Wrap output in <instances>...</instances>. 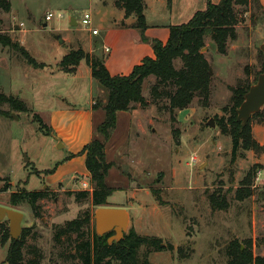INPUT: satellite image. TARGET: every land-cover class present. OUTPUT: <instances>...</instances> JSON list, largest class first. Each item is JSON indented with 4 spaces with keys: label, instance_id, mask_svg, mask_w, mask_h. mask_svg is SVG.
<instances>
[{
    "label": "rangeland",
    "instance_id": "rangeland-1",
    "mask_svg": "<svg viewBox=\"0 0 264 264\" xmlns=\"http://www.w3.org/2000/svg\"><path fill=\"white\" fill-rule=\"evenodd\" d=\"M9 1L11 10H0L1 33L45 67L33 69L17 52L0 45V90L19 98L29 110L19 113L0 104V205L9 206L12 195L47 190V197L37 201L36 211L16 203L15 210L23 213L18 239L27 234L22 264L37 260L33 248L42 257L39 264H70L71 245L66 237L55 244L54 228L87 212L93 231L97 208L90 197L76 201L75 194L83 191L81 182L86 180L92 189L90 176L87 171L85 175L80 157L64 166L72 154L62 146L57 148L58 141L62 145L61 137L74 141L72 132L77 143L87 139L86 108L102 104L107 93L84 73L74 80L58 69V61L71 50L87 51L88 38L96 47L95 55L105 61L114 52L110 39L104 43L107 25L117 22L122 12L116 0ZM144 1L146 25L160 28L186 24L207 6V0ZM246 1L233 7L240 23L237 39L227 43L224 55L210 38L205 39L201 53L214 74L208 100L202 103L195 98L187 109L169 111L167 100L153 98L155 80L149 77L142 84L145 104H134L128 113L119 115L105 143L106 161L112 164L105 178L113 190L108 204L129 209L127 232L133 228L141 236L161 239L165 246L164 250L141 247L140 263L227 264L226 250L234 240L241 245L250 242L253 255L264 256V154L239 149L232 161L231 138L219 126L221 118H229L230 88L253 83L262 65L259 47L264 43V10L259 0ZM49 13L53 17L45 20ZM99 13L105 14L104 22ZM84 14L91 17L89 26L81 23ZM92 28L99 35L93 36ZM103 45L112 52L106 53ZM174 67L181 68L179 59ZM93 111L92 138L103 141L97 128L104 112ZM259 113L248 123L254 141L264 146V107ZM35 116L47 127L56 124L54 131L49 135L40 132ZM54 173V181L47 178ZM58 176L65 177L58 182ZM3 222L7 232L0 226V264H6L12 241L8 221Z\"/></svg>",
    "mask_w": 264,
    "mask_h": 264
},
{
    "label": "trees",
    "instance_id": "trees-1",
    "mask_svg": "<svg viewBox=\"0 0 264 264\" xmlns=\"http://www.w3.org/2000/svg\"><path fill=\"white\" fill-rule=\"evenodd\" d=\"M245 3L247 2L246 0ZM170 3V0H167ZM240 4V0H220L218 4H213L207 0L204 11L197 12L192 19L178 26L168 28V38L165 43L160 40H151L150 45L153 57H145L140 64L133 67L128 75L112 76L106 69L103 62L97 57L90 55L81 48L71 50L64 55L58 63V69L64 73L73 74L80 62H85L89 67L91 77L106 90V102L100 105L94 104L93 110L101 109L104 112V121L97 128V132L103 136V141L92 138L78 156L84 155V166L89 173L92 191H81L75 194L76 201H81L90 197L91 205L95 208L110 207L107 200L112 195L113 190L106 185L105 178L112 167L106 161L105 143L109 140L112 131L116 127L117 113L129 112L134 104L144 105L142 96V84L149 77H153L155 82L151 88L154 99L164 98L167 100L169 111L187 109L195 98L205 103L208 100L211 83L213 80V70L206 61L201 50L205 47V39L208 37L214 43L219 54L226 53L227 43L237 39L236 27L240 20L236 18L234 5ZM117 8L123 10L124 19L134 18V22L127 26L121 22L122 27L135 29L142 34L141 40L145 41L144 32L147 29L144 18V0H116ZM0 10L9 12L11 3L9 0H0ZM1 24V22H0ZM0 45L17 52L23 60L33 69H43L42 63L36 62L29 53L17 42H13L9 36L0 31ZM259 57L262 60L260 71L254 78L253 83L246 82L230 88L231 108L227 120L221 118L219 126L223 134H228L232 142V161L237 158V152L242 150L262 151L264 146H260L254 141L249 123L243 126L236 121V111L243 102L244 95L249 87L253 85L257 77L264 71L263 55L259 50ZM181 61V68L176 69L174 62ZM0 104H6L11 111L28 113L26 104L17 97L5 95L0 90ZM260 115V113L255 114ZM252 117V116H251ZM38 129L44 134L52 132L50 127L45 126L42 120L35 116ZM73 156H70L72 158ZM47 171L46 173H52ZM153 195L156 192H152ZM236 197L241 199L240 191L236 192ZM47 192H23L20 195H12L9 201L10 209L16 208V203L27 204L36 211V203L45 199ZM15 198H18L16 201ZM212 203L215 207L214 201ZM226 204L222 208H225ZM91 216L85 212L80 217L65 222L64 227H55L53 241L58 244L61 238H67L71 245L70 264H149L147 260L140 263L138 251L141 247L164 250L161 239L155 237L141 236L130 228L124 234L123 239L109 245L107 240L114 234L109 232L103 236H98L90 231ZM0 226L7 232L6 224ZM11 241L7 255L6 264L23 263V247L25 237ZM72 236L75 240H72ZM171 249V246H166ZM37 260L28 264H39L41 255L36 248H33ZM227 264H264V256H254L251 251V243L246 242L241 245L237 241H232L227 250Z\"/></svg>",
    "mask_w": 264,
    "mask_h": 264
},
{
    "label": "crops",
    "instance_id": "crops-1",
    "mask_svg": "<svg viewBox=\"0 0 264 264\" xmlns=\"http://www.w3.org/2000/svg\"><path fill=\"white\" fill-rule=\"evenodd\" d=\"M259 2H260L261 6L264 10V0H259ZM162 3H163V0H160V4H162ZM146 6L147 5L145 4V7ZM119 10L122 12L121 16L119 17L117 22L113 21V23H108L107 28H106V29H108V33L106 34L105 39H104L105 40L104 43L110 39L109 40L110 44H111L112 48L114 49L113 54L108 56L105 61H104V58L101 60L97 55H95L96 47L92 44L91 38L87 39L88 49H87V51H85L86 53L93 55V56L97 57L98 59H100L103 62V64L105 65L108 72L112 76L128 75L132 71L133 67L140 64V62L145 57H151V58L153 57V51H152V48L150 46L151 40L157 39V40H160L161 42L165 43L167 38H168V28L169 27L168 28L167 27L166 28H160L158 26L147 25V29L144 32V37L146 40L142 41L141 40L142 34H140L139 31H137L135 29L120 26L121 22H123L127 26L131 25L134 22V18L129 17L127 19H124L123 10H121V9H119ZM99 14H100V16H99L100 22H104L105 21V18H104L105 14H102V15H101V13H99ZM92 29L97 30L98 31L97 35H99V30L97 28H92ZM97 35H93V36H97ZM103 47H104V51L106 53L112 52L111 49H109V47H107V45H103ZM106 49L108 51H106ZM59 62L60 61H58V63ZM81 73L86 74L91 80L93 79L91 77L89 67L83 63H80V65L76 68L75 72L73 74H69V75H71V77L74 80H77L81 77V75H80ZM105 102H106V100L103 103H105ZM60 111H63L61 107H60ZM126 113H128V112L117 113V119H118L119 115H125ZM60 115H61V113H60ZM85 115L87 117V133L89 136V137L87 136V139L84 138L83 141L77 143L76 135L72 131H71L72 135H70V136L74 137V141H73V139L72 140L71 139L65 140L60 136L61 137L60 140L63 143V149H66L67 151L70 150L71 151L70 154H72V156H73L69 161L65 162L64 166H68V165L72 164L75 161L76 157L82 158V162H83V166H84V160H85L84 155H82V156H76V155L92 139V118L94 115V111H93L91 105H89L86 108V114ZM54 126H57V125L53 124V127ZM83 126H86L85 122L83 123ZM53 127L50 126V128H52L51 130L54 131ZM55 129H56V127H55ZM60 129H61V127H60ZM61 167L62 166H59V168L56 167L55 171H58ZM84 170H85V175H86L87 172H86L85 166H84ZM54 176H55V173H54V175L53 174L49 175L47 178L52 179V181H54V179H53ZM64 177L65 176H63L59 179V176H58L57 177V179L59 180L58 182H61ZM117 208H124L126 210H129L128 208L122 207V206H118ZM129 218H130V213H129Z\"/></svg>",
    "mask_w": 264,
    "mask_h": 264
},
{
    "label": "water",
    "instance_id": "water-1",
    "mask_svg": "<svg viewBox=\"0 0 264 264\" xmlns=\"http://www.w3.org/2000/svg\"><path fill=\"white\" fill-rule=\"evenodd\" d=\"M76 22L71 19V26H75ZM58 44L63 41L57 37ZM264 62V43L259 47ZM202 52V51H201ZM264 107V71L257 77L256 82L251 85L244 95L243 102L240 104L236 111V121L245 126L250 120L251 116L260 112ZM15 118L14 114L10 115ZM209 126H213L212 122ZM62 146L58 141V146ZM28 162V161H26ZM4 220L8 221L9 235L11 239H18L21 233V223L23 220V213L6 206L0 205V223ZM93 221L95 226V233L98 236H103L109 232L114 234L107 240V243L118 242L123 239L124 234L127 232L129 226V213L124 208L100 207L97 208L93 214Z\"/></svg>",
    "mask_w": 264,
    "mask_h": 264
},
{
    "label": "built area",
    "instance_id": "built-area-1",
    "mask_svg": "<svg viewBox=\"0 0 264 264\" xmlns=\"http://www.w3.org/2000/svg\"><path fill=\"white\" fill-rule=\"evenodd\" d=\"M53 17V15L51 13L47 14L46 17H45V20H49ZM90 21H91V17L89 14H84L83 16V19L81 21L82 25L83 26H89L90 25ZM91 30V34L92 35H97L98 31L95 30V29H89V31ZM106 51H108L106 49ZM193 161V160H192ZM81 189L83 191H86V192H91L92 189L90 188V185L88 184V182L85 180L83 182H81Z\"/></svg>",
    "mask_w": 264,
    "mask_h": 264
},
{
    "label": "flooded vegetation",
    "instance_id": "flooded-vegetation-1",
    "mask_svg": "<svg viewBox=\"0 0 264 264\" xmlns=\"http://www.w3.org/2000/svg\"><path fill=\"white\" fill-rule=\"evenodd\" d=\"M44 192H47V190H46V191H44Z\"/></svg>",
    "mask_w": 264,
    "mask_h": 264
}]
</instances>
